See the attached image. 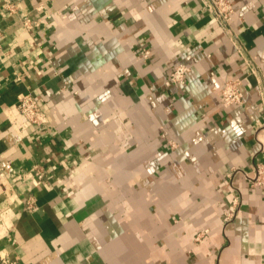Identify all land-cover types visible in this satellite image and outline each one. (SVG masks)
I'll list each match as a JSON object with an SVG mask.
<instances>
[{
    "label": "crops",
    "instance_id": "crops-1",
    "mask_svg": "<svg viewBox=\"0 0 264 264\" xmlns=\"http://www.w3.org/2000/svg\"><path fill=\"white\" fill-rule=\"evenodd\" d=\"M0 0V249L18 264H264V0ZM149 49V56H143ZM179 64L184 83L168 81ZM243 98L223 105L225 82ZM49 109L38 129L17 107ZM46 174L41 182L36 168ZM35 208H28V202Z\"/></svg>",
    "mask_w": 264,
    "mask_h": 264
},
{
    "label": "built area",
    "instance_id": "built-area-1",
    "mask_svg": "<svg viewBox=\"0 0 264 264\" xmlns=\"http://www.w3.org/2000/svg\"><path fill=\"white\" fill-rule=\"evenodd\" d=\"M22 0H4L5 8L9 12L20 11L21 22L26 30H34L38 21L34 20L33 16L26 12L21 7ZM205 9L213 14L215 20L222 24H229L234 14V6L230 0H205ZM143 56L147 57L150 54L149 49H143ZM188 66L184 64L177 65L170 73L168 81L170 83L181 84L184 83ZM241 82L238 79H232L225 82L222 91L223 105L229 106L234 103H240L243 98L241 90ZM17 107L25 117V119L36 126L38 129L48 127L51 124L49 109L44 107L35 96L26 91L19 94L17 99ZM45 170L43 167L36 168V175L41 182L45 177ZM252 186L264 185V164H257L253 176L249 177ZM28 208H35L30 201L27 203ZM0 264H18V262L10 257L9 253L3 252L0 249Z\"/></svg>",
    "mask_w": 264,
    "mask_h": 264
}]
</instances>
